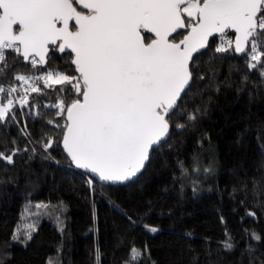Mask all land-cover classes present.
<instances>
[{
	"label": "trees",
	"instance_id": "16d2710c",
	"mask_svg": "<svg viewBox=\"0 0 264 264\" xmlns=\"http://www.w3.org/2000/svg\"><path fill=\"white\" fill-rule=\"evenodd\" d=\"M144 35L147 43L151 36ZM174 37L182 38L179 33ZM234 37L228 31V38ZM220 42L212 39L194 58L204 79L196 80L185 108L192 112L199 107L202 116L183 130L174 125L186 121H172L170 147L156 152L150 166L126 185L100 183L74 167L62 148L63 129L47 123H63L51 105L70 102L67 86L49 89L40 82L43 94H29V105L16 117L20 128L27 121L30 137L11 124L0 126V152L9 154L14 138L16 147L29 148L14 157V165L0 161V264H95L97 248L100 264H126L133 247L142 253L139 264L264 262V77L231 49L216 53ZM7 55L5 87L19 83L11 73L18 65L19 74L78 75L68 53L50 52L48 64L36 69L21 65V58L12 60L10 51ZM49 137L55 143L48 150L51 158L45 159L48 153L37 141ZM197 158L199 172L193 171ZM206 166L210 172L203 171ZM40 203L49 208L31 215ZM25 210L30 215L22 220ZM29 222L37 225L33 239L27 245L11 241L16 227ZM145 224L158 231L150 232ZM252 232L261 236L259 242ZM225 242L233 248L226 249Z\"/></svg>",
	"mask_w": 264,
	"mask_h": 264
},
{
	"label": "snow or ice",
	"instance_id": "6c2138e0",
	"mask_svg": "<svg viewBox=\"0 0 264 264\" xmlns=\"http://www.w3.org/2000/svg\"><path fill=\"white\" fill-rule=\"evenodd\" d=\"M75 4L87 12L78 11L74 0H0V126L6 129L11 124L30 137L27 121L20 128L16 119L18 111L23 114L29 105V94H43L40 82L49 89L67 86L70 102L61 99L51 105L63 123L51 119L47 123L63 129L62 148L74 167L105 184L136 180L156 152L170 147L172 121H186L175 123L176 129L195 126L203 113L199 107L188 112L185 102L196 80L204 79L193 57L208 48L210 37L218 35L221 40L216 53L231 49L244 56L248 69L264 77V0H75ZM229 30L235 33L234 39L228 38ZM145 33L152 34L147 43ZM174 33L182 38L177 40ZM9 51L14 54L12 60L21 58V65L31 69L47 65L50 52L68 53L78 75L19 74L18 65L11 73L23 86L21 93L16 84L3 86L10 71ZM12 143L9 154L0 152V161L6 165H14V157L29 151L27 146L16 147L15 138ZM37 143L48 153L55 141L49 137ZM178 166L187 173L183 162ZM87 183L91 187L93 180ZM35 208L31 215L40 216L39 210L48 209L49 204ZM29 215L25 210L21 219ZM143 226L152 233L158 231ZM36 231L35 222L24 223L10 239L27 245ZM251 237L261 240L255 232ZM224 247L232 249L233 244L225 242ZM247 250L254 251L251 246ZM141 256L133 247L126 264H139ZM95 264H100L99 248Z\"/></svg>",
	"mask_w": 264,
	"mask_h": 264
},
{
	"label": "water",
	"instance_id": "95a60500",
	"mask_svg": "<svg viewBox=\"0 0 264 264\" xmlns=\"http://www.w3.org/2000/svg\"><path fill=\"white\" fill-rule=\"evenodd\" d=\"M75 6V5H74ZM77 6L79 7V8H81V9H83L80 5H78L77 4ZM83 10H87V9H83ZM74 23V22H73ZM185 31L186 29H181V30H179V32H181V31ZM229 31H231V30H229ZM232 32V31H231ZM234 33V32H233ZM150 36L152 35V34H150V33H148ZM178 33H174L173 34V37L174 36H176ZM173 37H170V39H172ZM216 37H219L218 35H214V36H212V37H210L209 38V43H208V48H209V44H210V41L212 40V39H214V38H216ZM208 48H206V49H202L200 52H197V53H195L194 54V57H193V60H194V58L197 56V55H199V54H201V53H203V52H205ZM74 66V65H73ZM78 74V73H77ZM67 155V154H66ZM81 171H83V172H85L84 170H82V169H80ZM85 173H87V172H85ZM88 175H90L92 178H94L95 180H98V178H96V177H94L91 173H87ZM140 176V175H139ZM99 181V180H98ZM100 182V181H99ZM100 183H103V182H100ZM103 184H105V183H103ZM107 185H112V186H121V185H126V184H107Z\"/></svg>",
	"mask_w": 264,
	"mask_h": 264
},
{
	"label": "rangeland",
	"instance_id": "374dc122",
	"mask_svg": "<svg viewBox=\"0 0 264 264\" xmlns=\"http://www.w3.org/2000/svg\"><path fill=\"white\" fill-rule=\"evenodd\" d=\"M205 158H207V155H205ZM200 162H201V160H200L199 158H197V159L195 160V167H196V168L198 167V168L200 169V167H201ZM205 168H210V166H206ZM58 216H59V218H61L60 215H56V216H55V219H57ZM51 264H53V261H52V260H51Z\"/></svg>",
	"mask_w": 264,
	"mask_h": 264
},
{
	"label": "built area",
	"instance_id": "2783aa9c",
	"mask_svg": "<svg viewBox=\"0 0 264 264\" xmlns=\"http://www.w3.org/2000/svg\"><path fill=\"white\" fill-rule=\"evenodd\" d=\"M11 85V84H10ZM18 87H20V91H21V93H22V91H23V86H21V85H19V83H17L16 84ZM15 95V94H14ZM19 103V101H17V104Z\"/></svg>",
	"mask_w": 264,
	"mask_h": 264
},
{
	"label": "flooded vegetation",
	"instance_id": "af4514ba",
	"mask_svg": "<svg viewBox=\"0 0 264 264\" xmlns=\"http://www.w3.org/2000/svg\"><path fill=\"white\" fill-rule=\"evenodd\" d=\"M74 5L77 7V10H78V11H84V12H87V10H83V9L79 8V7L77 6V4H75V0H74Z\"/></svg>",
	"mask_w": 264,
	"mask_h": 264
}]
</instances>
